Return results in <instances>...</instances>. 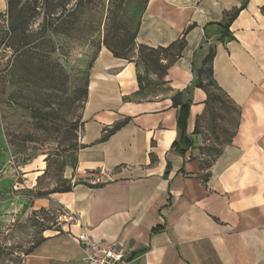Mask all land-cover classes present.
Here are the masks:
<instances>
[{"label":"crops","instance_id":"crops-1","mask_svg":"<svg viewBox=\"0 0 264 264\" xmlns=\"http://www.w3.org/2000/svg\"><path fill=\"white\" fill-rule=\"evenodd\" d=\"M245 2L150 0L139 44L167 47L193 28L165 84L142 93L138 74L145 68L102 47L90 71L76 166L66 171L73 191L32 200L0 194V216L10 218L26 205H60L71 215L23 264H85L76 241L82 233L119 244L132 264H264V0H248L231 26L235 41L223 44L218 26ZM211 47L213 79L241 114L231 142L202 170L205 142L195 129L209 96L196 87V73ZM149 78L158 82L154 74ZM178 94L189 105L187 134L194 142L185 155L174 148L181 138ZM39 169L24 167L20 190L32 191ZM6 180L10 173L0 177V183Z\"/></svg>","mask_w":264,"mask_h":264},{"label":"rangeland","instance_id":"rangeland-1","mask_svg":"<svg viewBox=\"0 0 264 264\" xmlns=\"http://www.w3.org/2000/svg\"><path fill=\"white\" fill-rule=\"evenodd\" d=\"M20 1L14 18L9 16L6 0L0 6V177L12 176L11 181L0 183L6 200L13 195L33 196L29 190H20L27 175L23 169L29 164L40 167L32 192L63 186L80 149L91 65L107 33L112 44L117 43L118 34L127 33L126 38L135 34L145 8L144 0H84L76 13L81 21L73 31L70 12L80 0ZM20 18H27L28 39L37 47L31 52L38 55L34 64L19 58L15 69V57L7 45L11 20ZM51 23L59 25L57 33L43 31ZM132 56L137 59L136 53ZM208 91L212 99L199 124L206 167L231 142L239 126V109L227 95L216 86H208ZM70 216L60 205L48 209L26 205L10 218L1 215L0 264H23L34 245L46 234L61 231L62 219Z\"/></svg>","mask_w":264,"mask_h":264},{"label":"trees","instance_id":"trees-1","mask_svg":"<svg viewBox=\"0 0 264 264\" xmlns=\"http://www.w3.org/2000/svg\"><path fill=\"white\" fill-rule=\"evenodd\" d=\"M6 1L8 5L9 16L11 18H14L15 12L19 8L21 1L20 0H6ZM149 1L150 0H144V3H145L144 11ZM247 2L248 0H246V2L242 5V7L235 9L231 12L225 13V21L223 23L218 24L219 28L222 31L221 42L223 44H225L226 42H231V41L236 40V38L233 36L231 32V26L233 22L238 18L239 14L247 7ZM84 5H85L84 0H80L75 5L73 10L70 12V16L71 17L73 16V23H71L70 30L73 29L74 31L77 29V25L81 21V18H79L76 15V13L78 9L84 7ZM64 9L66 10L67 7H64ZM20 20L18 22L16 19L11 20V27L9 26L10 41H9V45H7V48L13 52V56L15 57V60L13 61V65L15 69L17 68L19 58L26 59L27 61H31V63L34 64L33 61L35 62L36 60L35 56L38 55V54H34L33 52H31L37 49V47H34L33 40L28 39L29 29L27 27V23H28L26 21L27 18H24V21L21 18ZM140 22H141V19L137 26L136 32L132 37L126 38L127 33H125V35L118 34L116 37L118 40L117 43L112 44L109 39V33H107L102 44L114 55L115 58L127 60L129 62H135V56H132V55L133 53H136V57L138 59V60L136 59L137 65L145 68V72L143 74H138L139 93H142L144 90L151 88L154 85H160L164 83L163 79L167 75L170 67L173 66L176 62H178L183 57L184 52L187 48V34L193 28V26H191L188 29L187 33H185L181 39L171 43L169 46L154 48L148 45L139 44L137 42ZM57 26L59 27V25ZM57 26L54 23H51L49 25V29L45 28L43 31L46 33L48 32V30H51L57 33V30H58ZM124 30L128 31L126 27ZM101 49L102 48H100V51ZM215 57H216V48L211 47L209 50V53L207 54V56L205 57L202 63V66L197 69V73H196L197 74L196 87L208 92V96H209L208 104L210 100L212 99V96L210 92L208 91V86H216L218 89H220L216 81L213 79L212 64H213ZM92 67L93 65H91V69ZM151 74H154L158 77V82H153L150 80L149 76ZM207 77H209V79ZM207 79L209 82L207 81ZM88 86H89V81L87 82L86 90H85L86 99H88ZM181 97L182 95L178 94L174 98V107L175 108L182 107V113H181L180 121H179V130H180L181 138L179 142L174 144V148L179 153L185 155L186 151L193 147L194 142L190 138V136L187 134L189 105L183 104ZM240 114L241 112L239 110V116ZM127 122L128 120H125L123 122L116 124L112 129L106 130L105 135L102 137L100 141L101 142L107 141L110 136H112L114 133L119 131L123 126L127 124ZM195 133L196 134L200 133V129L198 125L196 126ZM220 154L221 152L218 153L217 156H219ZM211 165L212 163L208 165L207 167L203 165L202 170L208 169ZM203 177H204L203 178L204 180H208V178L210 177V174H206ZM62 182H63V186L60 188H55V189L40 192V193H34L31 191V195H33L31 199L47 198L50 195L56 194V193H69L73 191V188L76 185V184H73V181H70L68 179H63ZM96 187H99V185H96ZM47 230L49 229L47 228L44 231H47ZM45 240L46 239L43 238L40 242L35 244L34 247L31 249V251L28 253V255L31 254L33 250Z\"/></svg>","mask_w":264,"mask_h":264},{"label":"built area","instance_id":"built-area-1","mask_svg":"<svg viewBox=\"0 0 264 264\" xmlns=\"http://www.w3.org/2000/svg\"><path fill=\"white\" fill-rule=\"evenodd\" d=\"M76 241L85 264H132L128 253L117 243L95 241L86 233L79 235Z\"/></svg>","mask_w":264,"mask_h":264}]
</instances>
